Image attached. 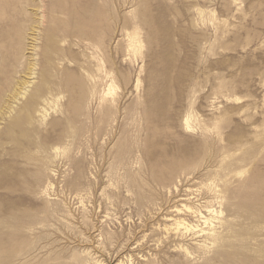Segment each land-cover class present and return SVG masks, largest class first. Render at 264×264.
Segmentation results:
<instances>
[{
	"label": "rangeland",
	"instance_id": "rangeland-1",
	"mask_svg": "<svg viewBox=\"0 0 264 264\" xmlns=\"http://www.w3.org/2000/svg\"><path fill=\"white\" fill-rule=\"evenodd\" d=\"M0 249L264 264V0H0Z\"/></svg>",
	"mask_w": 264,
	"mask_h": 264
},
{
	"label": "bare ground",
	"instance_id": "bare-ground-1",
	"mask_svg": "<svg viewBox=\"0 0 264 264\" xmlns=\"http://www.w3.org/2000/svg\"><path fill=\"white\" fill-rule=\"evenodd\" d=\"M184 126H185L186 129H190V126H189V124H188V122L186 120H185ZM215 194H217V192ZM205 211H206V213L208 212L209 214L215 213V210L212 209V207L209 206V204L205 205ZM188 212H190L191 214H193L194 217H196V218H198L200 220H203L204 221V224L203 225H205V224L207 225L208 224V229H206V230L201 229L200 230V232L203 233L204 241H203L202 244H199V247L204 248V249H207L206 241H208L209 243H215V242H218L219 240L220 241L223 240V235H222V232L220 230L221 225L223 223V220L222 219L218 220L216 223H213V222L210 221L209 218H207V217L205 218L203 216V214L201 213V211L199 209H197V208L196 209H192V208H189L188 207ZM217 213H219V212H217ZM219 214H221V213H219ZM212 220H216V219L214 218ZM174 224L177 227H183L186 231H189L192 228L184 220L176 221ZM0 251H1V249H0ZM64 259L63 258L62 259L61 258H58L56 256L51 257V258L49 257L47 259H44L43 262H42V264H92V263L86 261V259H85V261H80V260L79 261H73V260H70V259H68V261H67V260H64ZM89 259H91V258H89ZM101 260L95 261L94 264H104V262L101 261ZM4 261L5 260H3V261L0 260V264H6L7 263L6 261L5 262ZM117 264H135V263L132 262V258L127 257L124 260L123 259L117 260ZM146 264H151V263L148 261Z\"/></svg>",
	"mask_w": 264,
	"mask_h": 264
}]
</instances>
